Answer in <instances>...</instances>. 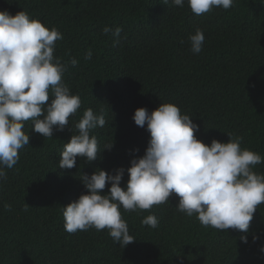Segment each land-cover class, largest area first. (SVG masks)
<instances>
[{"label":"trees","instance_id":"trees-1","mask_svg":"<svg viewBox=\"0 0 264 264\" xmlns=\"http://www.w3.org/2000/svg\"><path fill=\"white\" fill-rule=\"evenodd\" d=\"M2 10L24 11L62 33L54 56L68 65L63 83L81 107L52 137L25 122L29 145L0 181V264H264V204L247 233L202 225L196 214L178 211L175 194L149 210L121 207L136 239L123 248L107 229L69 233L62 212L86 192L81 173L114 174L122 167L120 186L126 187L130 160L144 154L149 140L146 127L132 119L138 107L173 103L191 116L205 144L227 142L232 134L264 158V0H234L229 9L202 15L187 0L183 7L172 0H0ZM196 28L205 36L199 54L188 42ZM88 108L107 122L90 132L102 150L94 161L78 157L76 167L61 169L60 154ZM253 170L264 174V162ZM148 215L158 218L156 228L142 224Z\"/></svg>","mask_w":264,"mask_h":264},{"label":"clouds","instance_id":"clouds-1","mask_svg":"<svg viewBox=\"0 0 264 264\" xmlns=\"http://www.w3.org/2000/svg\"><path fill=\"white\" fill-rule=\"evenodd\" d=\"M184 3L172 0L176 6L183 7ZM187 3L194 14L202 15L214 8L229 9L234 0ZM103 31L111 29L105 26ZM61 39L59 30L49 29L24 11L14 15L0 11V181L7 178L4 169L17 164L19 150L29 145V135L23 130L25 122L32 121V130L43 137H52L54 127L62 131L81 107L79 95L72 94L63 83L68 65L54 56L56 41ZM204 40L200 28L189 34L192 53L202 51ZM86 58H91L90 51ZM77 63L75 58L70 60L73 67ZM132 119L138 127H146L149 140L144 154L130 160L126 187L120 186L125 171L122 167L114 174L100 168L91 174L81 173L78 178L86 192L62 208L69 233L92 227L97 231L107 229L123 248L136 239L129 233L121 207L126 211L149 210L169 202L173 194L178 197V211L189 217L196 214L202 225L248 232L253 214L264 204V174L253 170L264 162L259 153L242 148V138L232 134H227V142L213 139L205 144L197 139L198 125L191 116L181 114L173 103H160L151 111L138 107ZM106 123L102 114L86 109L76 124L78 134L71 135L64 145L58 167H76L78 157L87 162L96 160L102 149L90 132ZM111 147L112 142L103 149ZM106 184L109 187L104 192ZM158 223L155 215L142 220L152 228ZM241 241L247 242L246 235Z\"/></svg>","mask_w":264,"mask_h":264}]
</instances>
